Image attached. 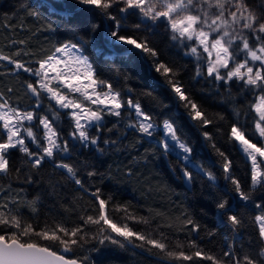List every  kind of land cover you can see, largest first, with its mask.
Listing matches in <instances>:
<instances>
[{"label": "trees", "instance_id": "obj_1", "mask_svg": "<svg viewBox=\"0 0 264 264\" xmlns=\"http://www.w3.org/2000/svg\"><path fill=\"white\" fill-rule=\"evenodd\" d=\"M243 1L256 11L264 8V0ZM118 9L112 7L108 12L122 15L123 20L133 18ZM114 27L99 9L78 0H0V56H9L35 70L38 61L53 55L60 45L69 41L80 45L96 69V79L112 84L121 92L122 101L131 98L139 102L156 124L170 121L178 138L191 148L190 158L184 160L174 149L165 153L157 143L160 131L149 137L129 127L136 117L134 112L130 115L127 106L119 117L106 114L98 128L88 129L89 136L97 138L96 144L73 140L69 134L74 125L68 110L59 109L44 93L37 108V98L27 89V83L36 86L38 77L0 59V103L21 110L35 109L39 116H47L59 138L68 141L69 146L67 157L57 153L36 167L32 164L35 157L29 158L19 148L10 149L5 157L8 170L0 173V211L18 216L22 226L31 225L36 233L56 230L57 225L69 231L80 228L76 237L80 242L69 252L36 235L31 239L50 244L54 251L82 264H233L235 260L243 262L245 256L259 262L264 238L257 217L264 214V184L253 186L250 160L231 138V128L235 125L249 140L261 142L255 132L258 114L252 106L263 92L236 79L225 83L209 77L206 58L200 56L197 60L186 54L192 43L174 41L168 31L145 25L126 29V36L139 38L138 43L146 41L156 52L155 56L146 52L143 56L141 50L105 35ZM244 34L255 47L253 34L249 30ZM243 59V54L238 55L237 63ZM160 64L172 71H157ZM231 67L234 65L230 63ZM169 80L184 91L210 123L189 118L190 108L185 107ZM37 125L39 121L35 120L33 131L44 143L43 129ZM27 146L32 152H40L30 139ZM59 161L71 165L75 176L54 164ZM183 169L191 173V188L184 184ZM76 179L81 184L75 183ZM233 179L250 194L248 200L240 198ZM96 195L106 201V214L114 223H126L147 239L164 243L166 249L135 238L133 243L125 242L124 247L108 241L100 244L104 235L99 231L101 226L113 237L116 234L107 225L85 223L87 217L99 216ZM223 199L228 203L222 210L217 204ZM228 215H236L240 224L233 226ZM12 231L17 230L0 225V234ZM116 238L123 241V237ZM180 251L192 258L168 255ZM196 251L202 255L195 256ZM225 252L231 253V258L224 256ZM208 256L214 259H206Z\"/></svg>", "mask_w": 264, "mask_h": 264}, {"label": "snow or ice", "instance_id": "obj_2", "mask_svg": "<svg viewBox=\"0 0 264 264\" xmlns=\"http://www.w3.org/2000/svg\"><path fill=\"white\" fill-rule=\"evenodd\" d=\"M82 5L94 6L99 9L104 15L108 16L115 24V30L108 31L105 35L118 42H123L128 45L134 46L135 49H140L142 52L149 53L152 56L156 55L154 49L147 46V42L138 43L137 39L131 36L120 34L123 27L121 19L116 16L110 15L108 9L114 5L123 3L125 7L119 8L120 13H129L141 17L142 22H157L165 23L166 27L172 33V40L192 42L188 53L200 59L201 53L198 48L202 46L203 52L208 53L209 59L207 63V74L209 77L217 81L223 80L225 83L236 79L243 82L246 87L253 89H260L264 92V22H260L259 18L255 16L251 10H247L248 14L245 16L241 9H247V5L243 0H237L235 5H232V0H78ZM230 6H234L235 10H230ZM215 9V11H212ZM228 14L230 20L226 18ZM239 13V16H238ZM239 24L241 29L249 30L254 37L256 46H250L247 34L242 31L239 34H234L237 29L234 27ZM99 25H94L98 28ZM135 28H140V24L134 25ZM229 28L232 30L229 31ZM214 35V38L210 39ZM215 52V59H211L212 52ZM59 53L61 55H56ZM244 55L242 62L237 63V56ZM0 59L8 60L15 65L16 69H24L38 77L36 84L39 90L32 83H27V89L37 98L36 107L41 106L40 96L41 93L47 95L50 101H55V105L59 109H67L69 118L73 121V130L69 134L72 138L78 140L82 144H96L97 138L90 137L88 129L97 127L103 120V113L110 115L120 116L121 109L127 106L130 109V115L135 113V123H130L129 127L136 128L140 133L153 137L158 129H162L163 136L157 141L163 151L167 153L173 150L174 146H178L184 153V160H188V154L191 148L187 147L183 142H180L176 135V130L173 124L165 120L162 125H158L153 121V118L145 113L141 108L139 102H134L131 98L127 101H122L121 92L114 89L112 84L106 81L97 82L95 78L96 69L92 65L89 57L84 54L83 49L76 43L71 41L66 42L55 49L52 56L38 61L39 67L33 70L32 68H25V65L19 60H12L9 56H0ZM259 62V67L254 71L250 63L255 64ZM230 63L234 67L230 68ZM63 66V70H58V66ZM163 68L165 74L170 73L172 70L167 66L160 64L156 70L160 71ZM49 70L55 72L56 75L49 77ZM224 70V74H221ZM197 75H201V68L197 64ZM58 81L56 88L50 86L52 81ZM87 81V83H83ZM168 83L174 90L180 100L185 101V107L190 108L189 118L199 121L202 124H208L210 121L204 117L203 113L198 110L197 105L191 102L186 96L184 91L176 85L175 82L169 80ZM97 87H106L107 91L98 93ZM60 88H65L69 93H80L86 101L96 105L100 111H91L86 109L82 104L77 103L75 100L63 95L58 91ZM259 102L252 107L258 114L259 119L255 123V132L264 139V95L258 98ZM51 108L52 105L50 104ZM7 108V111L0 110V131L6 135V140L0 142V173L7 172L8 160L5 158L10 149H17L25 153L29 158L36 157L32 160L33 167L39 166L46 157L54 158L56 153H67L69 151L68 141H59V136L52 127L51 121L47 116L41 117L34 110H21L18 108H11L8 105H0V109ZM39 121V126H43L44 137L42 143L33 131V122ZM82 120L84 121L82 123ZM28 122V126H25ZM25 135L33 143L37 145L40 152H32L29 150L25 143ZM208 137V133L204 134ZM231 138L237 141L241 147L242 152L251 159L252 162V184H264V173L259 171V165H264V148L258 147L257 144L245 137L243 131L235 125L231 128ZM107 143V141H106ZM223 155V153H220ZM57 167L67 170V172L75 176L74 169L71 165L57 163ZM225 171L228 170V164L224 165ZM93 175V173H89ZM184 175L191 179V173L186 169ZM211 177V173H208ZM75 183L81 184L79 179ZM235 185V191L240 198L248 200L249 193L241 190L240 184L236 180H232ZM95 195V194H94ZM95 198L99 201V216L93 218L87 217L85 223H92L96 225H107L116 237H123V241L108 234L104 227H100L99 231L104 233L103 239L99 242L104 244L108 241L112 244L124 247L125 242L133 243V238L139 241H144L148 245H152L160 250H165L166 245L156 239H147L145 235L140 232L133 231L126 223L118 226L112 219L108 218L105 211L106 201L99 199L96 195ZM228 201L227 199L221 200L217 204V208L225 209ZM228 221L233 226H238L240 220L236 215H228ZM258 219L264 220V217ZM146 223V221H144ZM192 223V221H188ZM0 225L9 228H15L17 231L11 233L0 234V264H81L78 259H69L65 255L54 251L50 244H41L31 239L32 235L40 237L44 241L58 243L63 247L64 252L72 250L73 245H77L80 241L76 237L81 232L80 228L72 229L69 231L67 228L57 225L56 230H44L36 233L31 225L22 226L21 221L16 215H6L0 211ZM62 233L63 236L57 233ZM260 236L264 238V224L260 227ZM68 237V238H66ZM168 255H178L183 259L190 260L192 257L186 256L183 251L178 253L169 252ZM199 257L202 255L200 251L194 253ZM224 256L230 257L231 253L225 252ZM261 260L258 262L251 259L249 256L243 257V262L239 260L233 261V264H264V249L260 250ZM206 259H214L211 256L205 257ZM220 264V261H216Z\"/></svg>", "mask_w": 264, "mask_h": 264}, {"label": "rangeland", "instance_id": "obj_3", "mask_svg": "<svg viewBox=\"0 0 264 264\" xmlns=\"http://www.w3.org/2000/svg\"><path fill=\"white\" fill-rule=\"evenodd\" d=\"M212 2L214 3L215 2V0H212ZM244 2V1H243ZM237 3V0H232V5H235ZM119 7V8H123V7H125V5L123 4V3H120V4H118V5H114L113 7ZM230 10H235V7L234 6H230ZM247 10H251V12L255 15V16H257L258 18H259V20H260V22H264V8H262V10L261 11H256V9H254V8H248L247 7V9H241V12H243V14L246 16L247 14H248V11ZM212 11H215V9H213ZM125 14V13H124ZM133 15V18L132 17H130V18H124V20L123 19H121V16L122 15H119V17H117V19H121V23H122V25H123V27H122V29H121V32H120V34H122V35H125L124 33H125V30L126 29H131V28H135L134 27V25H136V24H138V23H141V25H145V26H153V27H157V28H160L161 30H164V31H168L169 33H171V31L169 30V28L168 27H166V25H165V23H161V22H157L156 24H152L151 22H142V20H141V17L140 16H138V15H134V14H132ZM124 16V15H123ZM225 16H226V18H228L229 20H230V17L228 16V14L226 13L225 14ZM238 16H239V13H238ZM236 29H237V32L236 33H234V34H239L241 31L243 32V33H245L246 32V30L247 29H241L240 28V25L239 24H237V25H235L234 26ZM113 30H115V27H114V29ZM232 29L231 28H229V31H231ZM212 38H214V35L212 36V37H210V39H212ZM192 43V42H191ZM80 46V45H79ZM132 46V45H131ZM134 47V46H133ZM198 51L201 53V57H205L206 58V60H205V63H206V66H207V63H208V59H209V55H208V53H204L203 52V49H202V46L200 47V48H198ZM84 52V51H83ZM55 53V52H54ZM85 54V53H84ZM56 55H61V54H59V53H56ZM86 55V54H85ZM52 56V55H51ZM245 58V57H244ZM90 59V58H89ZM211 59H215V52L213 51L212 52V56H211ZM91 61V60H90ZM243 60H240L239 62H242ZM238 62V63H239ZM92 63V62H91ZM249 66H252L253 68H254V71H255V69L257 68V67H259V62H255V64H252V63H250L249 64ZM39 67V66H38ZM58 70H63V66L61 65V66H58ZM221 74H222V70H221ZM56 75V73L55 72H52L51 70H49V77H52V76H55ZM96 78V77H95ZM97 80V79H96ZM97 82L99 83V80H97ZM58 81H55V80H53L52 81V83L50 84V86L51 87H53V88H56L57 87V85H58ZM83 83H87V81H84ZM36 87L38 88V90H39V86L36 84ZM58 91H60V93L61 94H63V95H65V96H67V97H69L70 99H73V100H75L77 103H80V104H82L83 105V107L84 108H86V109H90L91 111H100V109L96 106V105H93V104H91L90 103V101H86L84 98H83V96H81V94L80 93H69L68 92V90L67 89H65V88H60V89H58ZM96 91L98 92V93H103V92H105V91H107V89H106V87H97L96 88ZM262 95H264V92L263 93H261V94H259L258 96H257V100H256V102H255V104H257L258 102H259V97H261ZM54 101V100H53ZM54 103H55V101H54ZM254 104V105H255ZM0 105H5V104H3V103H0ZM7 105V104H6ZM9 107H11L10 105H8ZM58 107V106H57ZM11 108H13V107H11ZM59 108V107H58ZM0 110H3V111H7L8 109L7 108H3V109H0ZM23 111V110H22ZM28 111H31V110H28ZM68 112H69V110H68ZM107 113H103V120L102 121H104L105 120V115H106ZM68 115V114H67ZM258 119H259V117H258ZM84 121L82 120V123H83ZM0 124H2V122H0ZM163 124V123H162ZM161 124V125H162ZM25 126H28V122H25ZM42 127V129H43V126H41ZM53 127V126H52ZM54 129V128H53ZM55 130V129H54ZM157 131H160L161 132V134H162V136H163V131H162V129H158ZM43 137H44V130H43ZM29 138H27L26 137V135H25V143H26V145H27V140H28ZM248 139V138H247ZM261 139V138H260ZM6 140V135H5V133L3 132V131H0V142H4ZM73 140H75L76 141V139H73ZM180 140V139H179ZM62 141H65V139H59V141L58 142H62ZM180 142H183V141H181L180 140ZM253 142V141H252ZM44 143H46V142H44ZM184 143V142H183ZM238 143V142H237ZM253 143H255V144H257V146L258 147H262V148H264V139H261V142H253ZM187 147H189L186 143H184ZM238 145H239V143H238ZM239 147H240V145H239ZM190 148V147H189ZM241 148V147H240ZM174 150H176L182 157H184V153H183V151L181 150V149H179V147L178 146H174V148H173ZM69 152V151H68ZM60 153H62V152H60ZM57 154V153H56ZM190 155H191V152L188 154V156H189V158H190ZM246 156V155H245ZM247 157V156H246ZM36 158V157H35ZM248 158V157H247ZM249 160H250V163H251V165H252V162H251V159L250 158H248ZM259 159H264V158H260V157H258V160ZM252 167V166H251ZM60 168V167H59ZM64 169V168H63ZM66 172H67V170L66 169H64ZM259 171H261L262 173H264V170L262 169V166L261 165H259V169H258ZM68 173V172H67ZM69 174V173H68ZM69 175H71V174H69ZM72 176V175H71ZM259 217H264V214L262 213V214H259L258 215V217H257V220H258V224H259V227H261V225L262 224H264V220H261V219H258Z\"/></svg>", "mask_w": 264, "mask_h": 264}, {"label": "water", "instance_id": "obj_4", "mask_svg": "<svg viewBox=\"0 0 264 264\" xmlns=\"http://www.w3.org/2000/svg\"><path fill=\"white\" fill-rule=\"evenodd\" d=\"M138 50H140V49H138ZM141 53H142V55L144 56V52H142L141 51ZM30 93H31V91H30ZM31 95L33 96V97H35L32 93H31ZM69 154H68V152L67 153H62V156H68ZM56 166H57V164H55ZM61 168V167H60ZM63 169V168H62ZM64 170V169H63ZM184 171H185V169H183V171H182V177H183V179H184V184L186 185V187H188V188H191L192 187V181H191V179H188L185 175H184ZM73 176V175H72ZM227 209V208H226ZM221 212L222 211H219V217H221ZM60 254H62V255H65V254H63V253H60ZM67 258H69V259H76V258H74V257H70V256H67V255H65ZM80 261V260H79ZM81 264H82V262H81Z\"/></svg>", "mask_w": 264, "mask_h": 264}, {"label": "bare ground", "instance_id": "obj_5", "mask_svg": "<svg viewBox=\"0 0 264 264\" xmlns=\"http://www.w3.org/2000/svg\"><path fill=\"white\" fill-rule=\"evenodd\" d=\"M63 163H65V162H63Z\"/></svg>", "mask_w": 264, "mask_h": 264}]
</instances>
